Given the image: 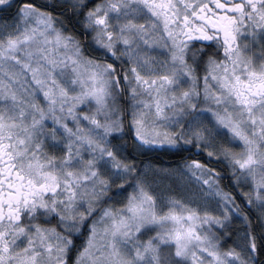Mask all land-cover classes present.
Wrapping results in <instances>:
<instances>
[{
  "label": "snow or ice",
  "instance_id": "snow-or-ice-1",
  "mask_svg": "<svg viewBox=\"0 0 264 264\" xmlns=\"http://www.w3.org/2000/svg\"><path fill=\"white\" fill-rule=\"evenodd\" d=\"M0 264H264V0H0Z\"/></svg>",
  "mask_w": 264,
  "mask_h": 264
},
{
  "label": "trees",
  "instance_id": "trees-1",
  "mask_svg": "<svg viewBox=\"0 0 264 264\" xmlns=\"http://www.w3.org/2000/svg\"><path fill=\"white\" fill-rule=\"evenodd\" d=\"M37 3H40L41 0H36ZM152 160L156 163H161L162 161H167L169 163H177L178 160H179V157L177 156H173V155H170V154H164V153H161L159 155V157H153ZM239 226V225H237Z\"/></svg>",
  "mask_w": 264,
  "mask_h": 264
},
{
  "label": "rangeland",
  "instance_id": "rangeland-1",
  "mask_svg": "<svg viewBox=\"0 0 264 264\" xmlns=\"http://www.w3.org/2000/svg\"><path fill=\"white\" fill-rule=\"evenodd\" d=\"M152 162L154 163V164H159V165H169V164H175V163H169V162H167V161H162L161 163H156V162H154L153 160H152Z\"/></svg>",
  "mask_w": 264,
  "mask_h": 264
}]
</instances>
